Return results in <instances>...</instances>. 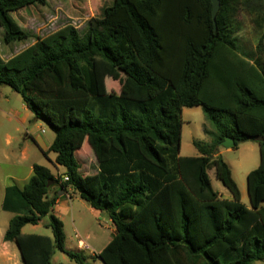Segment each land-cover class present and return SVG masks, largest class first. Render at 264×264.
Returning a JSON list of instances; mask_svg holds the SVG:
<instances>
[{"label": "trees", "instance_id": "obj_1", "mask_svg": "<svg viewBox=\"0 0 264 264\" xmlns=\"http://www.w3.org/2000/svg\"><path fill=\"white\" fill-rule=\"evenodd\" d=\"M46 2L0 0L3 44L35 39L8 60L0 54V85L54 131L44 155L56 154L54 165L65 168L55 178L34 164L26 185L5 189L1 209L14 215L3 240L16 244L22 264H52L56 251L89 264L66 248L55 183L111 219L115 235L96 255L103 264L264 261V0H221L217 25L211 0H113L83 34L71 25L43 38L23 31L12 15ZM239 11L260 32L254 51L242 52L232 33ZM110 79L118 93L107 90ZM199 106L212 144L196 141L199 155L184 157L183 109ZM226 137L234 149L259 145L248 206L216 149ZM83 140L97 162L93 176L75 158ZM211 170L231 200L213 188ZM44 221L52 237L22 233Z\"/></svg>", "mask_w": 264, "mask_h": 264}, {"label": "rangeland", "instance_id": "obj_2", "mask_svg": "<svg viewBox=\"0 0 264 264\" xmlns=\"http://www.w3.org/2000/svg\"><path fill=\"white\" fill-rule=\"evenodd\" d=\"M113 0H47L44 5H36L29 9H22L12 16L23 31L34 34L37 37H46L66 25L75 27L81 34L87 29V24L93 17H99L104 6H108ZM252 18L245 12L239 11L232 21L231 30L241 46V50L254 51L258 43L260 32L255 28ZM35 43V39L27 42H16L9 45L3 44V34L0 29V54L3 59L8 60L24 51ZM108 79V78H107ZM109 92L120 91V85L116 81L106 80ZM182 138L180 143V155L184 157H196L199 155L194 146L196 141L212 144L211 133L214 128L209 124L202 107L184 108L182 114ZM55 139L54 131L42 120H36L33 113L26 107L21 95L8 86L0 85V264H16V259L21 263L20 253L14 244L7 253L3 247V236L8 228V223L13 213L3 211L2 203L4 189L9 185H24V179L29 171L30 164H40L44 167L54 169L51 160L56 157L54 153L44 155L47 148ZM76 144V143H75ZM77 145V144H76ZM223 159L231 167L234 180L243 192V203L249 205L247 195V174L257 169L260 164L259 145L249 141L238 145L237 149H225L218 147ZM75 158L81 167V172H97V162L89 145L83 140L79 143ZM55 174H58L54 172ZM95 173H88L94 175ZM213 188L226 199H231L230 191L217 180L214 171H209ZM87 175V174H86ZM72 214L65 218V232L67 233V248L77 251L78 243L74 237L75 228L79 235L89 245L91 251L81 250L79 252L87 256L89 264H103L96 257L103 244H96L87 239V233L97 230V216L90 213L88 204L79 197L72 199ZM264 208V203L262 204ZM105 218H108L107 215ZM46 221L42 223V226ZM102 225L105 223L102 221ZM40 226L28 225L23 234L38 233L52 237V230ZM16 254V255H15ZM52 264H75L65 254L56 251ZM251 264H264L258 261Z\"/></svg>", "mask_w": 264, "mask_h": 264}, {"label": "crops", "instance_id": "obj_3", "mask_svg": "<svg viewBox=\"0 0 264 264\" xmlns=\"http://www.w3.org/2000/svg\"><path fill=\"white\" fill-rule=\"evenodd\" d=\"M50 147V146H49ZM49 148H47L46 152L48 151ZM219 154L221 155L222 153L219 152ZM56 155V154H55ZM51 160V165L54 169V172L58 173V174H55L53 172L52 169L51 172L52 174L55 176V178H57L58 176H61L65 173V168L64 167H61V166H56L54 165V162L56 160V157L53 159H50ZM33 165L34 164H30L29 166V171H28V174L26 175V178L24 179V185H26L28 182H29V179L31 178V176L33 175ZM88 173H95V168H94V172H90L88 171L86 174L89 175V176H93V175H90ZM97 173V172H96ZM95 173V174H96ZM249 173V172H248ZM84 174V175H86ZM94 174V175H95ZM24 185L22 186H18V188H22ZM9 186H12V185H9ZM9 186H6L5 189ZM59 185H57L56 183L53 184V186H51V190H50V195L53 196V195H57L58 198L56 200V206L53 210V213L55 216H57L58 218H60L63 223H65V218L68 216V214H72V210H73V205H72V199L74 197H79L76 193H73L72 191H69L68 193H65V192H61L59 191V188H58ZM5 189H4V196H5ZM241 192V201L243 202V191L240 190ZM80 198V197H79ZM230 199V198H229ZM80 200H82L80 198ZM231 200V199H230ZM3 201H4V198H3ZM84 201V200H83ZM87 203V202H86ZM88 204V203H87ZM245 204V203H244ZM247 205V204H245ZM2 206H3V203H2ZM248 206V205H247ZM89 209H90V213L92 215H95L97 216V230H91L89 233H87V239L88 240H91L92 242L96 243V244H103L100 251L98 252V254L105 248V246L109 243V241L112 239V237L115 235V228L111 222V219L108 217V218H105L106 214L103 213V212H99L93 208H91L89 205H88ZM102 221L105 223V226L102 225ZM36 226H40V227H43L42 224H39V225H36ZM44 228V227H43ZM25 229V228H24ZM23 229V231H24ZM64 229H65V226H64ZM31 234H38V233H31ZM76 235H79V230L78 228H75V234H74V237L76 238ZM44 236V235H43ZM80 236V235H79ZM4 237V236H3ZM49 237V236H48ZM65 237H66V248H67V244H68V236H67V233L65 232ZM77 239V238H76ZM78 243V241H77ZM14 244L15 247L17 248L16 244L13 243V242H5L3 240V247L6 249V252L8 253L11 249V245ZM88 245V244H87ZM89 246V245H88ZM18 249V248H17ZM68 250H70L69 248H67ZM82 249L79 247L78 245V250L76 252H79L81 251ZM74 251V250H72ZM19 252V250H18ZM16 255V254H15ZM56 255V253H55ZM54 255V257H55ZM21 256V255H20ZM53 257V258H54ZM52 258V259H53ZM22 263V262H21ZM16 264H19L17 259H16Z\"/></svg>", "mask_w": 264, "mask_h": 264}, {"label": "water", "instance_id": "obj_4", "mask_svg": "<svg viewBox=\"0 0 264 264\" xmlns=\"http://www.w3.org/2000/svg\"><path fill=\"white\" fill-rule=\"evenodd\" d=\"M212 2V16H213V21H214V24L217 25L216 23V16L219 12V9H220V3H221V0H211ZM236 143L235 141L231 138V137H226L225 140L218 145V147H223L225 149H233L235 147Z\"/></svg>", "mask_w": 264, "mask_h": 264}, {"label": "built area", "instance_id": "obj_5", "mask_svg": "<svg viewBox=\"0 0 264 264\" xmlns=\"http://www.w3.org/2000/svg\"><path fill=\"white\" fill-rule=\"evenodd\" d=\"M66 181H68V178H66ZM78 245L81 249L91 251V248L87 245V243L81 238V236L76 235ZM92 252V251H91ZM92 255H94V252H92Z\"/></svg>", "mask_w": 264, "mask_h": 264}]
</instances>
